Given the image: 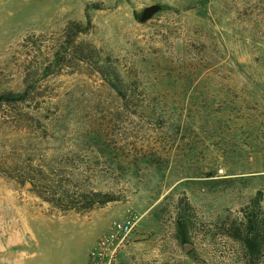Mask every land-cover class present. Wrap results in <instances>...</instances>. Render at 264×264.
Here are the masks:
<instances>
[{
  "label": "rangeland",
  "instance_id": "obj_1",
  "mask_svg": "<svg viewBox=\"0 0 264 264\" xmlns=\"http://www.w3.org/2000/svg\"><path fill=\"white\" fill-rule=\"evenodd\" d=\"M27 85L0 116V264H86L130 213L117 264H221L203 224L264 207V0H0V92Z\"/></svg>",
  "mask_w": 264,
  "mask_h": 264
},
{
  "label": "trees",
  "instance_id": "obj_2",
  "mask_svg": "<svg viewBox=\"0 0 264 264\" xmlns=\"http://www.w3.org/2000/svg\"><path fill=\"white\" fill-rule=\"evenodd\" d=\"M80 24H77L79 28ZM102 72L107 81L110 75L114 76L108 69ZM114 78H117V76ZM109 81L112 82L111 80ZM110 82L108 83L110 84ZM117 93L121 97H126L127 95L130 98L135 97V92L130 89L126 91L118 89ZM37 95L38 92L35 90V86L29 85L18 91H1L0 116L7 117L8 113L4 109L12 108L16 105L27 106L29 104L28 108L30 110L34 109ZM101 200L102 202H108L114 200V197L108 196V198ZM262 200L263 191L258 190L247 204L239 208L237 214L230 212L213 223L203 224L205 230L203 231L202 240L206 244L208 243L209 247L213 246L215 248L219 245L218 242L226 243L224 244L225 251L220 254L221 264H264V207ZM180 229L183 232L184 241L191 243L189 241L190 237L184 228ZM193 245L196 246L197 244L193 243ZM209 247L204 249V253L209 257L217 255L215 252L212 253ZM193 251H196V247L193 248Z\"/></svg>",
  "mask_w": 264,
  "mask_h": 264
},
{
  "label": "built area",
  "instance_id": "obj_3",
  "mask_svg": "<svg viewBox=\"0 0 264 264\" xmlns=\"http://www.w3.org/2000/svg\"><path fill=\"white\" fill-rule=\"evenodd\" d=\"M139 221L138 214L130 213L112 222L90 250L86 264H117L119 253L129 244Z\"/></svg>",
  "mask_w": 264,
  "mask_h": 264
},
{
  "label": "water",
  "instance_id": "obj_4",
  "mask_svg": "<svg viewBox=\"0 0 264 264\" xmlns=\"http://www.w3.org/2000/svg\"><path fill=\"white\" fill-rule=\"evenodd\" d=\"M162 8V5L160 4H152L144 8L142 15H141V21H146L150 19L155 13H157Z\"/></svg>",
  "mask_w": 264,
  "mask_h": 264
}]
</instances>
